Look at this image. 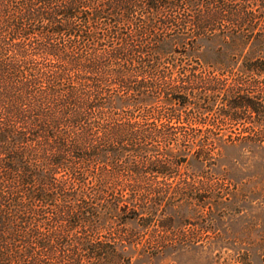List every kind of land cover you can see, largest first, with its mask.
<instances>
[{"label":"trees","instance_id":"trees-1","mask_svg":"<svg viewBox=\"0 0 264 264\" xmlns=\"http://www.w3.org/2000/svg\"><path fill=\"white\" fill-rule=\"evenodd\" d=\"M263 39L264 0H0V264L175 247L164 209L212 193L179 168L264 142L207 130L264 124L261 82L208 75L264 74Z\"/></svg>","mask_w":264,"mask_h":264},{"label":"rangeland","instance_id":"rangeland-1","mask_svg":"<svg viewBox=\"0 0 264 264\" xmlns=\"http://www.w3.org/2000/svg\"><path fill=\"white\" fill-rule=\"evenodd\" d=\"M208 46L210 50H205L202 57L205 62H213L215 47ZM245 53L264 59V39L248 46ZM208 75L255 80L252 82H261V87L254 89L264 90V74L234 71ZM215 115L210 113L208 117ZM249 121L252 120L236 125L226 123L207 130L225 135H264V124ZM178 176L176 180L185 178L194 185L210 186L212 193L181 199L173 207L164 209L158 228H172L184 233L185 237L179 236L175 247L161 254L152 255L138 249L133 252L129 264H264V142L226 143L212 163L190 159L179 168ZM126 226L141 231L134 221Z\"/></svg>","mask_w":264,"mask_h":264}]
</instances>
